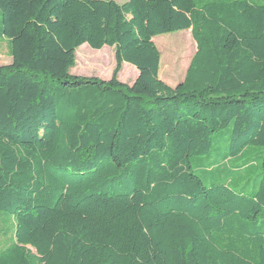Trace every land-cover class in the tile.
Returning <instances> with one entry per match:
<instances>
[{"label":"trees","instance_id":"1","mask_svg":"<svg viewBox=\"0 0 264 264\" xmlns=\"http://www.w3.org/2000/svg\"><path fill=\"white\" fill-rule=\"evenodd\" d=\"M184 30L171 88L153 38ZM0 37V264H264V2L0 0ZM82 45L109 80L70 74Z\"/></svg>","mask_w":264,"mask_h":264},{"label":"rangeland","instance_id":"2","mask_svg":"<svg viewBox=\"0 0 264 264\" xmlns=\"http://www.w3.org/2000/svg\"><path fill=\"white\" fill-rule=\"evenodd\" d=\"M113 1L123 4L129 0ZM253 1L264 2V0ZM174 42L179 43L178 48ZM153 44L160 55L158 78L167 86L174 88L183 81L189 62L196 51L190 30L157 36L153 38ZM10 62L8 41L0 37V66L8 65ZM114 64L113 48L104 47L97 51L90 49L86 45H82L75 52V66L70 70V74L79 77H95L101 80H109L114 69ZM136 77L137 72L135 68L124 63L118 74V80L121 83L131 85ZM219 136L220 134L218 133L214 134L215 139ZM246 157L241 156L221 162L218 165L212 166V171L214 170L215 174L222 176L227 175L228 171H232L225 181L228 186L233 187L236 184L245 183L247 180L252 179L258 170V165L252 161H246ZM216 159L214 155L211 161ZM8 228L7 224H2L0 221V250L11 242V234L2 235Z\"/></svg>","mask_w":264,"mask_h":264}]
</instances>
